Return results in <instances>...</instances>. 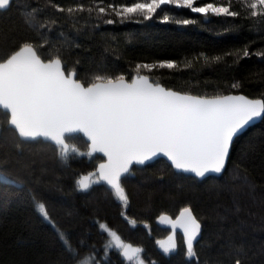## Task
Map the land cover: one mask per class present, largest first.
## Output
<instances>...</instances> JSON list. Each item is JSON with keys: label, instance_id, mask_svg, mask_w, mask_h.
Here are the masks:
<instances>
[{"label": "trees", "instance_id": "obj_1", "mask_svg": "<svg viewBox=\"0 0 264 264\" xmlns=\"http://www.w3.org/2000/svg\"><path fill=\"white\" fill-rule=\"evenodd\" d=\"M131 2L52 0L53 7L49 0H12L0 11V58L29 42L43 45L38 51L45 60L59 52L63 68L75 69L85 86L96 74H122L130 81L137 64H151L152 71L140 74L180 93L264 100V16L251 15V0H196L199 6H230L236 16L164 6L144 20L139 14L117 17L107 7ZM78 6L85 10H56ZM97 7L107 14L87 11ZM184 19L194 22H175ZM167 62L176 67H159ZM66 142L69 150L61 158L50 143L22 141L0 111V264H81L86 257L94 264H131L119 251L105 249L101 224L140 247L144 264H235L237 258L264 264V118L234 140L220 177L198 181L163 159L133 167L122 179L126 205L102 182L78 189L76 181L103 159L80 155L88 150L80 135ZM41 203L47 219L38 210ZM185 207L201 224L192 258L178 232L174 251L166 254L157 243L169 235L159 218L174 219Z\"/></svg>", "mask_w": 264, "mask_h": 264}, {"label": "snow or ice", "instance_id": "obj_2", "mask_svg": "<svg viewBox=\"0 0 264 264\" xmlns=\"http://www.w3.org/2000/svg\"><path fill=\"white\" fill-rule=\"evenodd\" d=\"M10 3L11 0H0V10ZM49 3L55 7L52 0ZM164 6L186 8L205 16L209 13L238 15L230 11V6L214 3L199 6L196 0H133L130 5L110 4L107 7L117 17L139 14L149 20ZM246 6L252 9L253 17L264 16V0H251ZM56 10L72 14L85 9L78 6L66 10L56 7ZM94 10L100 15L107 14L105 7L87 9L90 13ZM168 20L165 15L163 22ZM175 22L187 25L194 21ZM105 23L114 21L107 19ZM42 46L25 42L0 58V111L19 139L48 141L55 145L61 158L68 151L66 141L72 134H82L89 142V150L80 155L93 157L100 153L106 157V162L99 163L95 172L76 181L80 191L103 182L126 205L128 197L122 177L129 172V166L144 164L160 154L178 171L194 173L196 177H204L209 172L219 174L225 167L233 138L251 122L264 118V100L247 99L242 95L194 96L153 83L149 76L140 74L141 69L152 71L156 65L151 64H137L136 75L130 82L122 74L114 78L96 74L93 82L85 86L74 78L75 69L66 71L63 68L59 52H49L48 59H43L38 51ZM244 55L249 53L245 51ZM159 67L172 69L176 65L167 62ZM37 207L47 219L45 205L41 203ZM159 219L161 223L170 224L173 233L177 228L183 231L186 254L194 257L193 242L200 234L201 224L192 210L183 208L175 220L163 215ZM129 223L135 224V221ZM100 227L109 237L106 250H118L132 264H144L140 247L125 242L106 225ZM157 243L166 254L177 248L174 235ZM81 264H94V258L86 257ZM235 264H242V261L237 258Z\"/></svg>", "mask_w": 264, "mask_h": 264}, {"label": "water", "instance_id": "obj_3", "mask_svg": "<svg viewBox=\"0 0 264 264\" xmlns=\"http://www.w3.org/2000/svg\"><path fill=\"white\" fill-rule=\"evenodd\" d=\"M11 1H12V0H11ZM6 9H8V7H7ZM6 9H4V10H0V11H5ZM74 78H76V77H74ZM130 81H131V80H130ZM130 81H128V82H130ZM181 94H184V93H181ZM227 95H232V96H241V95H242V96L246 97L247 99H252V100H256V99H257V98H249V97H247V96H245V95H243V94H227ZM223 96H226V95H223ZM209 98H210V97H209ZM259 100H261V99H259ZM261 120H262V118H258V119H256L255 121L251 122L248 126H246L241 132H239V133L233 138V141H232V143H231V145H230V150H231V146H232L234 140H235L238 136H240L242 133H244L248 128L252 127L253 125H255V124H257V123H259ZM13 130H14V129H13ZM75 135H80V136L84 139V141L87 143V145H88L89 142L87 141V139H86L85 137H83L82 134H72V135H70V136H75ZM17 136H18V134H17ZM70 136H69V137H70ZM21 140H22V139H21ZM38 140H42V139H38ZM22 141H31V140H22ZM42 141H43V140H42ZM44 142L50 143V142H48V141H44ZM66 143H67V142H66ZM50 144H51V143H50ZM67 144H68V143H67ZM52 145H53V144H52ZM54 146H55V145H54ZM87 149H88V147H87ZM68 150H69V145H68ZM88 150H89V149H88ZM88 150H87V151H88ZM230 150H229V154H230ZM67 152H68V151H67ZM66 154H67V153H66ZM94 155H98V156H100V157L103 159L102 162H106V157H103L102 154H100V153H96V154H94ZM228 157H229V156H228ZM228 157H227L226 162H225V167H226V164H227V161H228ZM159 159H163V160H165V161L171 166V161H169V160L167 159V157H165V156H163L162 154H160V155H157L156 157H154L153 159H151L150 161H146L144 164H136V163L131 164V165L129 166V172H130V170H131L133 167H135V166L142 167V166L148 165V164H150V163H153V162H155L156 160H159ZM100 163H101V162H100ZM98 165H99V164H98ZM97 167H98V166H97ZM225 167H224V169H225ZM171 168H172L176 173H181V174H183V175L191 176V177L197 179L198 181H203V180H205V179L208 178V177H220V176L223 174V172H224V169H223L222 172L219 173V174H217V173H213V172H209V173H206L204 177H196L194 173L178 171V170H176V169H175L174 167H172V166H171ZM129 172L126 173V174H124V176L122 177V179H123L126 175H128ZM97 175H98V174H97ZM102 183H103V182H102ZM105 185H106V184H105ZM181 211H182V210L179 211V213H178L177 216L174 218V220L179 216V214H180ZM193 215H194V214H193ZM176 230H177V232L182 236V238L184 239L183 231H182L180 228H177ZM200 237H201V231H200V234L198 235L197 239H196L194 242H197V241L200 239ZM194 242H193V243H194ZM123 258H124V257H123Z\"/></svg>", "mask_w": 264, "mask_h": 264}, {"label": "rangeland", "instance_id": "obj_4", "mask_svg": "<svg viewBox=\"0 0 264 264\" xmlns=\"http://www.w3.org/2000/svg\"><path fill=\"white\" fill-rule=\"evenodd\" d=\"M94 179V178H93ZM171 220H174V219H172V218H170ZM159 222H160V220H159ZM160 225H162V226H164V227H166V228H168L169 229V235H174V238H175V241H176V239H177V237H176V234H177V230L175 229V232L173 233V229H172V227H171V225L170 224H168L167 222H165V223H159ZM168 235V236H169ZM167 238L168 237H166L165 239H162V240H160V241H164V240H167ZM108 239H109V237H108ZM184 240V239H183ZM185 243V242H184ZM194 244V243H193ZM186 245V244H185ZM118 251V250H117ZM129 263H131L132 264V262L131 261H129Z\"/></svg>", "mask_w": 264, "mask_h": 264}]
</instances>
